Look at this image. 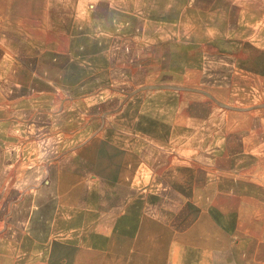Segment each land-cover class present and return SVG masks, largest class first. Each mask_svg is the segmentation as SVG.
<instances>
[{
	"label": "rangeland",
	"instance_id": "obj_1",
	"mask_svg": "<svg viewBox=\"0 0 264 264\" xmlns=\"http://www.w3.org/2000/svg\"><path fill=\"white\" fill-rule=\"evenodd\" d=\"M76 11L72 27L88 34L77 144L53 178L63 206L88 190L84 221L142 222L144 244L157 237L166 255L158 264H251L248 244L264 240V0H83ZM62 125L74 130V117ZM24 171L10 168L12 186Z\"/></svg>",
	"mask_w": 264,
	"mask_h": 264
},
{
	"label": "crops",
	"instance_id": "obj_2",
	"mask_svg": "<svg viewBox=\"0 0 264 264\" xmlns=\"http://www.w3.org/2000/svg\"><path fill=\"white\" fill-rule=\"evenodd\" d=\"M82 1L0 0V264L165 262L157 237L144 244L142 222L127 226L119 220L112 227L108 219L100 228L83 218L91 210V191L69 209L53 186L55 168L64 165L59 152L72 151L78 138L79 39L88 33L72 23ZM57 37L70 44L58 46ZM91 84L83 95L94 91ZM62 97L66 104L57 107L55 99ZM73 117L74 130L64 129L63 120L72 125ZM16 165L25 176L12 186L9 170ZM111 175L103 179L109 182ZM111 230L118 232V257L111 251ZM127 231L134 238L128 240ZM248 245L254 246L251 264H264V240Z\"/></svg>",
	"mask_w": 264,
	"mask_h": 264
}]
</instances>
